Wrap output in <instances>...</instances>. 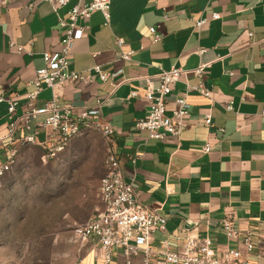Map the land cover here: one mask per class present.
<instances>
[{"label": "crops", "instance_id": "obj_1", "mask_svg": "<svg viewBox=\"0 0 264 264\" xmlns=\"http://www.w3.org/2000/svg\"><path fill=\"white\" fill-rule=\"evenodd\" d=\"M77 3L71 0L58 12L42 0H9L0 7V90L18 101L17 114L28 110L42 54L61 50L60 20ZM110 14L109 24L99 12L80 22L86 31L74 45L71 69L94 79L64 83L57 105L72 115L95 108L93 120L114 128L125 181L135 185L143 207L167 220V232L154 235V247L167 240L172 251H181L190 236L211 239L218 252L236 248L223 220L243 232L264 226V0H111ZM203 18L208 22L197 28ZM118 40L125 43L122 50ZM9 42L32 56L16 54ZM121 51L133 52L131 59L122 60ZM201 64H210L205 85L211 96L189 95L181 136L160 142L138 132L136 121L149 110L145 90L149 83L159 86L160 68L186 72L169 98L170 113L187 85L199 83L188 72ZM95 66L111 74L107 82L94 75ZM52 99V90L44 89L33 105L41 108ZM207 115L211 126L205 125ZM6 126L7 104L0 103V133ZM89 252L85 247L81 264H94Z\"/></svg>", "mask_w": 264, "mask_h": 264}, {"label": "built area", "instance_id": "obj_2", "mask_svg": "<svg viewBox=\"0 0 264 264\" xmlns=\"http://www.w3.org/2000/svg\"><path fill=\"white\" fill-rule=\"evenodd\" d=\"M53 8L54 12L69 5L71 0H42ZM9 0H0V7L6 6ZM111 0H78L69 11L68 18L60 20L63 37L61 50L44 52L42 58L44 67L36 71L32 82L34 91L28 94V110L17 114L18 101L6 98L4 90H0V103L7 104V126L0 133V184L12 172L21 153L27 147L37 146L51 157L63 152L67 144L90 132L98 131L106 140L107 151L104 159L105 175L100 181L98 198L102 208L96 217L76 226L73 235L84 247H88L94 264H264V226L256 231H240L231 219L223 220V231L228 241L236 242V248H226L218 252L213 247L211 239L197 240L186 237L181 251H172L167 240L153 246L154 235L167 232V220L156 210L143 207L138 200L133 183L125 181L123 169L115 151V130L109 123L94 121L95 108H86L78 115H72L67 109L57 105L59 88L67 81L90 83L92 73H78L71 69V57L74 45L84 38L86 27L81 21H86L97 12L101 13L107 24L111 19ZM212 20H219V14H212ZM208 22L206 18L196 22L201 28ZM157 28H150L154 36L153 42L160 38L156 36ZM252 36V34H250ZM124 41L118 40L122 50ZM9 47L18 55L32 52L22 46L9 42ZM201 54L204 51H200ZM133 52L121 51L124 61L130 60ZM210 64H201L189 71L199 80L195 86L187 85L186 91L175 98V108L168 111L169 98L174 86L180 82L186 72L171 67L169 70L160 68L159 86L151 83L145 90L148 102V114L136 121L135 129L146 133L149 140L163 142L168 138H179L186 127L189 117L187 108L188 97L196 93L204 97L211 96V90L206 87V72ZM92 72L101 82H107L111 76L101 66H95ZM50 89L53 92L52 101L44 107H36L33 102L40 92ZM134 96L136 94H133ZM102 103L97 102L100 106ZM232 106L226 110L231 112ZM264 116V109L262 111ZM43 117L42 120L40 118ZM205 125L211 126L212 117L204 118ZM223 133L224 129H220ZM211 147L204 146V152L209 153Z\"/></svg>", "mask_w": 264, "mask_h": 264}, {"label": "rangeland", "instance_id": "obj_3", "mask_svg": "<svg viewBox=\"0 0 264 264\" xmlns=\"http://www.w3.org/2000/svg\"><path fill=\"white\" fill-rule=\"evenodd\" d=\"M106 151L98 131L55 157L23 150L0 184V264L82 263L85 247L73 229L97 215Z\"/></svg>", "mask_w": 264, "mask_h": 264}]
</instances>
